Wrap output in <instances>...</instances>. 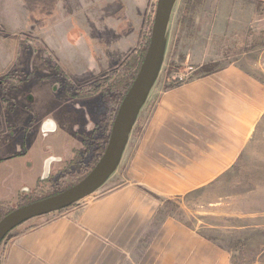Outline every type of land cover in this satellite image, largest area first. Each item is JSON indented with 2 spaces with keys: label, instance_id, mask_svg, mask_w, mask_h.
Instances as JSON below:
<instances>
[{
  "label": "crops",
  "instance_id": "crops-1",
  "mask_svg": "<svg viewBox=\"0 0 264 264\" xmlns=\"http://www.w3.org/2000/svg\"><path fill=\"white\" fill-rule=\"evenodd\" d=\"M148 1L91 2L96 14L105 15L100 17L103 46L90 38L85 51L71 59L64 52L66 43L56 38L61 34L53 32L48 50L59 68L76 82L112 71L119 55L137 42L136 26ZM179 4L175 0L172 7L160 61ZM244 15L239 0H206L196 23L205 40L224 42L235 29L246 28ZM88 28L80 25V32ZM69 31L62 34L68 45ZM263 115L264 82L237 63L175 88L160 90L155 80L117 172L106 182L111 188L36 226L11 232L0 264H232L228 252L159 211L167 201L220 183L247 151ZM3 117L0 102V135Z\"/></svg>",
  "mask_w": 264,
  "mask_h": 264
},
{
  "label": "rangeland",
  "instance_id": "rangeland-1",
  "mask_svg": "<svg viewBox=\"0 0 264 264\" xmlns=\"http://www.w3.org/2000/svg\"><path fill=\"white\" fill-rule=\"evenodd\" d=\"M93 1L71 0L70 6L67 0H0V86L4 81L6 86H11L7 93L0 88V102L8 133L14 134L21 141L19 149L23 155L8 160L14 139L5 134L0 135L1 206L15 207L19 192L36 187L48 154L62 160L70 159L73 151L79 149V137L88 125L89 121L85 117L91 121L96 114H101L103 105L99 95L81 99L69 93L74 94L73 91L87 87L94 89L96 86L99 90H107L103 94L106 104L97 136L103 152L105 150L114 116L126 95V85L140 67L142 53L147 50L158 0L148 1L136 26L137 42L129 51H120L122 54L119 53L118 65L108 74L91 80V85L86 86L89 81L76 82L59 68L56 57L48 50V37L53 36V32L61 34L56 35V38L66 43L64 52L71 59L73 55L76 58L81 51H85L84 43L87 42L89 46L90 38L103 41L105 22L100 17L105 15L96 14L91 5ZM205 1L180 0L177 12L173 15L175 20L169 29L168 51L158 65L156 81L160 90L170 89L173 78L178 75L194 79L232 63H237L250 75L264 82V0H239L246 16V28L235 29L231 32L235 34L234 37L224 42L207 41L204 34L200 33L196 19ZM74 3L80 6L75 8ZM84 22H87L90 30L88 28L82 33L80 25L87 28ZM102 26L103 31L100 32ZM66 31L70 32V45L62 36ZM26 40L37 46L36 52L27 48ZM98 41L94 43L102 47L103 42ZM94 59L97 60V56ZM19 67L24 75H17V79L13 80L19 81V84L12 87L11 83L14 82L7 80V77L10 74L16 76ZM126 67L129 68L128 73ZM46 70L47 74L44 75L42 71ZM122 70L127 75L117 90L110 91L108 86L98 85V81L104 78L119 76ZM55 80H60L62 86H58L57 92H53L52 88ZM63 80L70 84V90ZM29 98H32V102H29ZM45 119L56 126L55 131L46 138L40 130ZM99 159L95 154L88 155L83 160L84 166L59 181L56 175L59 165L54 164L51 174L56 175V180L49 194L66 189L85 177ZM111 186V181L105 183L95 195L81 202L101 195ZM159 212L176 219L228 252L232 264H264V115L247 151L220 183L167 201L161 205ZM58 214L34 219L22 227L36 226ZM4 248L2 241L0 261Z\"/></svg>",
  "mask_w": 264,
  "mask_h": 264
},
{
  "label": "water",
  "instance_id": "water-1",
  "mask_svg": "<svg viewBox=\"0 0 264 264\" xmlns=\"http://www.w3.org/2000/svg\"><path fill=\"white\" fill-rule=\"evenodd\" d=\"M175 0H158L149 44L140 69L124 96L116 117L112 123L105 150L92 171L77 185L47 199L17 209L0 221V242L13 229L22 224L51 214L60 213L95 195L113 175L121 159L128 138L135 126L136 119L144 100L156 80L161 49L163 47L166 27ZM55 125L46 121L42 133H53ZM60 159L50 157L44 162V173L41 181L48 179L50 165Z\"/></svg>",
  "mask_w": 264,
  "mask_h": 264
},
{
  "label": "flooded vegetation",
  "instance_id": "flooded-vegetation-1",
  "mask_svg": "<svg viewBox=\"0 0 264 264\" xmlns=\"http://www.w3.org/2000/svg\"><path fill=\"white\" fill-rule=\"evenodd\" d=\"M25 43H26L27 48L29 50H30V48H32L33 51L36 52L37 46L34 45L33 42L26 40ZM48 61H49V59H48ZM50 66H52V64ZM54 67H56V66H54ZM19 68H20L19 73L16 72V76L10 74V76L7 77V80L17 79V77L19 75H21V76L24 75L23 74V71H22V68L21 67H19ZM49 68H51V67H49ZM56 68L58 69V67H56ZM58 72H60V74H62L59 69H58ZM42 73L44 75H46L47 74V70L46 71H42ZM13 82L14 83H11L12 87H13V85L19 84V81H17V80H13ZM63 82H66V81L63 80ZM67 85H68V90H70L71 89V88L69 89L70 84L67 83ZM88 85H91V82H89L86 86H88ZM98 85H99V83H98ZM4 86H6L5 81L0 86L1 91H4V92L7 93L8 90H11V86L9 84L6 87H4ZM58 86L62 87L61 86V81L60 80H55L53 82V86H52L53 92H57L58 91ZM65 88H67V87H65ZM65 88H64V91H65L66 94H68V91ZM101 90H99L98 87L96 86L94 89L91 88V87H87L84 90L73 91L74 94H70L69 93V95H71V96L73 95L74 97H78V98H81V99L91 98L93 96L99 95L100 96V99H101V102H102V105H103V108L101 110V114H98V116L96 114L95 117L93 119H91V121H90V118H88L87 116L85 117V119L87 121H89V122H88V125H86L84 131L81 133V135L79 137V140H80V145H79L80 147H79V149L74 150L73 151V154H72V157L70 159H68V160H62L60 158H57V159H60V161L53 162L50 165V172H49L48 179H46L45 181H41V177H42V175L44 173V164H43V167H42V170H41L42 173H41V175L38 177V179L36 181V187L35 188H33L32 190H30V189H24L21 192H19L17 194L16 201L14 202L15 207L7 208V207H5L6 205L5 206H1L0 205V221L4 217H6L8 214L12 213L13 211H15L17 209L23 208L25 206L31 205L33 203H36L38 201H41V200H44V199H47V198H50V197H53V196H56V195H58V194H60V193H62L64 191L72 188L73 186H75L79 182H81L88 175L87 174L85 177H82L79 181H77L76 183L70 185L66 189L57 190L54 193L49 194V192L51 190V187H53V185H55L54 184V181L56 180L55 179L56 175H58L57 181H59L61 179L64 180L65 176H67L69 173H72L74 171H77L79 167L85 165V162L83 160L88 155L95 154V155H97V160H98L99 157H100V155L102 154L101 153V150H102L103 146L100 144L99 138L97 136H98L99 126H100V121L102 120L103 115H104L106 99H105V96L103 95V90L102 91ZM28 100H29V102H32V98H29ZM3 121H4V131L2 132V134H5L6 137L9 136V138L14 139L12 145L10 146L11 147V149H10V152L11 153H10V155L8 157V160L12 161V160H14V159H16L18 157H22L23 156L22 155V151L20 150L21 149V147H20L21 146V141L17 137L15 138V135L14 134H12V133L9 134L8 133V130L9 129L6 126L5 118H3ZM46 121H48V120L45 119L41 123V128H40L41 133H42V126H43V124ZM55 129H56V126H55ZM48 134H51V133H48ZM48 134L42 133V136L46 138L48 136ZM79 150H82V151H79ZM50 157H53V156H50V154H48L47 159H49ZM0 161H2V159H0ZM5 161H7V160H5ZM54 164H58L59 165V170L56 173V175H53L52 176L51 169H52V166ZM96 164L97 163H95V165ZM95 165H94V167H95ZM38 196H40V197H38ZM7 206H10V205H7ZM41 218H43V217H41ZM35 219H38V218H35ZM32 220H34V219H32ZM32 220H30V221H32ZM24 224H22L19 227H16L15 229H13V231H15L16 229L22 227ZM13 231H11V232H13ZM4 240H2V241H4ZM2 241L0 242V245H1Z\"/></svg>",
  "mask_w": 264,
  "mask_h": 264
},
{
  "label": "trees",
  "instance_id": "trees-1",
  "mask_svg": "<svg viewBox=\"0 0 264 264\" xmlns=\"http://www.w3.org/2000/svg\"><path fill=\"white\" fill-rule=\"evenodd\" d=\"M145 53H146V50L142 53L141 60L139 61L140 62V66L142 64L143 58L145 56ZM139 68L137 70H135V74L133 75L130 83L126 85L125 94L127 93V91L129 90L131 84L133 83V81H134V79H135V77H136V75H137V73L139 71ZM125 71L128 73L129 72V68L126 67V70ZM121 73L122 74H120L119 76H115L113 79H111V78H107V79L104 78L103 81H101V82L98 81V83H100L103 86H108V89L110 91H115L123 83L124 76L127 75V73H125L124 70H122ZM105 91H107V90L104 89L103 90V94L105 93ZM102 152H103V150H102Z\"/></svg>",
  "mask_w": 264,
  "mask_h": 264
},
{
  "label": "built area",
  "instance_id": "built-area-1",
  "mask_svg": "<svg viewBox=\"0 0 264 264\" xmlns=\"http://www.w3.org/2000/svg\"><path fill=\"white\" fill-rule=\"evenodd\" d=\"M191 80H192V78H190L189 76H185V75H180L179 76L178 75V76H176V77L173 78L172 87H170V88H175V87L184 85V84L190 82ZM118 109H117V112H118ZM117 112H116V114H117ZM116 114L114 116V119L116 117Z\"/></svg>",
  "mask_w": 264,
  "mask_h": 264
}]
</instances>
